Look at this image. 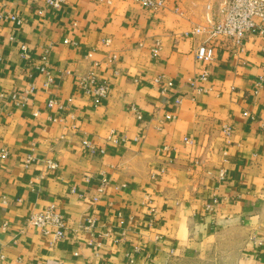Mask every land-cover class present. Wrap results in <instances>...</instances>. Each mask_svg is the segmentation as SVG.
<instances>
[{
  "label": "crops",
  "instance_id": "obj_1",
  "mask_svg": "<svg viewBox=\"0 0 264 264\" xmlns=\"http://www.w3.org/2000/svg\"><path fill=\"white\" fill-rule=\"evenodd\" d=\"M221 1L0 0L23 18L0 24V264H264V36L209 64L185 36ZM91 72L99 101L77 88ZM51 205L63 239L22 229Z\"/></svg>",
  "mask_w": 264,
  "mask_h": 264
},
{
  "label": "built area",
  "instance_id": "obj_2",
  "mask_svg": "<svg viewBox=\"0 0 264 264\" xmlns=\"http://www.w3.org/2000/svg\"><path fill=\"white\" fill-rule=\"evenodd\" d=\"M21 1V0H15ZM32 2V0H26ZM43 7L39 10V13H46L50 11L57 10L61 7L63 0H41ZM139 2V4L146 9L153 11L162 10L165 7L167 0H134ZM220 10L223 13V18L219 22L212 20L211 16V5L207 4L205 6L206 13L202 23L194 26L191 31L185 36H196L201 35L203 37L202 41L198 44L195 49L194 57L196 61L209 64L214 58V49L216 46H224L232 52L241 51L243 47L244 40L252 34H258L264 36V0H222L220 3ZM3 20H8V22L16 25L23 24V18L20 16L10 13L0 11V24ZM68 41L65 40V43ZM22 52H25V46L20 47ZM87 57H91V53L87 54ZM114 58V57H113ZM46 57L42 56L37 69L42 73H47V61ZM97 65V64H95ZM207 78V73L203 72L200 79L205 80ZM154 81L156 83H164L162 76H157ZM77 88L87 97L92 98L94 101H99L107 96V87L104 84L95 85V74L93 72L88 73L86 76L82 77L77 81ZM167 85V84H165ZM164 86V85H163ZM165 86L161 89L163 92ZM53 106H59L54 100H49L47 103V108L51 109ZM133 113L138 120L142 117L138 114L135 107L131 106ZM230 133L229 128L224 131L225 136ZM116 139L109 136L106 139L108 144H116ZM185 143H190L188 139H185ZM82 146L88 149L91 153H103L105 150L104 145L96 146L90 141L83 140L81 142ZM163 150H167L164 147ZM8 151L0 146V161L7 158ZM51 169H55L56 165L51 163ZM224 177V172L220 171L219 178ZM2 200V203H5ZM215 202V201H214ZM207 209L210 210L211 206L207 205ZM94 220L89 219L86 226H93ZM67 227V222L65 219L57 213L55 205L49 206L47 209L39 212H33L28 214L23 222L22 229H34L39 231L42 235H48L53 233L55 239H63L64 231ZM5 228V225L1 227ZM264 244V242H263ZM262 245V244H260ZM129 262H132V258L129 257ZM4 259L0 255V261Z\"/></svg>",
  "mask_w": 264,
  "mask_h": 264
},
{
  "label": "rangeland",
  "instance_id": "obj_3",
  "mask_svg": "<svg viewBox=\"0 0 264 264\" xmlns=\"http://www.w3.org/2000/svg\"><path fill=\"white\" fill-rule=\"evenodd\" d=\"M222 264H236L234 261L225 260Z\"/></svg>",
  "mask_w": 264,
  "mask_h": 264
}]
</instances>
